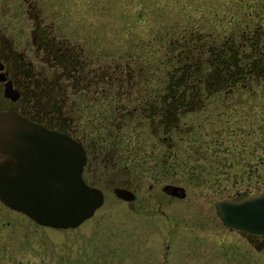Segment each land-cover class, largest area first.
Returning <instances> with one entry per match:
<instances>
[{"label":"rangeland","instance_id":"374dc122","mask_svg":"<svg viewBox=\"0 0 264 264\" xmlns=\"http://www.w3.org/2000/svg\"><path fill=\"white\" fill-rule=\"evenodd\" d=\"M236 5L231 0H0V33L34 58L33 31L38 25L48 28L53 43L81 53L87 61L84 84L97 74L105 84L110 65H121L125 86L133 96L135 91L151 93L146 100L151 105L166 81L168 42L161 29L177 23L180 31L193 30L196 21L209 19L220 34L233 26ZM155 37L158 41L149 44ZM49 63L47 58L38 65ZM144 65L147 74L131 78L130 72ZM92 70L96 73L86 72ZM76 89L71 85L69 93ZM238 96L240 103L231 112ZM75 101L71 95L70 104ZM137 105L130 103L128 109ZM205 105L202 112L181 116L166 134L153 114L142 116L146 108L141 106L133 120L120 127L117 145L99 148L101 157L114 154L121 161L96 163L93 171L138 176L142 201L135 212L109 200L83 225L65 229L40 225L0 200V264H264V242L257 250L223 224L215 207L222 199L264 191V94L217 95ZM86 115L84 120L94 121ZM97 123L84 130L92 139L101 132ZM155 172L157 178L149 175ZM153 183L158 185L151 197ZM166 184L185 187L187 197L166 196ZM99 214L109 216L106 226L92 225Z\"/></svg>","mask_w":264,"mask_h":264},{"label":"flooded vegetation","instance_id":"af4514ba","mask_svg":"<svg viewBox=\"0 0 264 264\" xmlns=\"http://www.w3.org/2000/svg\"><path fill=\"white\" fill-rule=\"evenodd\" d=\"M46 30L40 29V25H38L33 31V42L37 47V53L34 54V58L27 54L26 48L22 50L16 49V43L6 33H0V112L16 107L19 113L30 121L48 129L66 133L80 142L87 156L82 178L86 185L98 188L103 192L104 201L100 207L103 208L106 201L111 200L113 203L124 205L135 212L142 201V196L139 192L140 188H138L141 182L137 181L138 176L126 171H93L92 167H95L96 163L98 167L103 162L111 163L113 161L119 164V161H121L120 157H116L114 154L111 156L106 154V157H101L100 153L102 151L100 152L99 148L102 147V144L106 145L107 143L110 144V142L111 145H117L116 141L119 138L120 127L127 125L131 118L133 120L141 106L146 108L144 109L145 113L142 110V116L146 115V117L150 118V115L153 114L157 127L159 129L164 127L160 112L161 95L155 93L151 105L146 102V100L148 101L151 98V93L135 91L133 96L132 91L124 84L127 80H124L126 75L121 65H117L115 68L110 65L109 73H105L107 74L105 77L107 82L105 84L101 81L103 77H100L101 75L98 76V74H94V78H88L89 82L84 84L82 81L85 76L84 64L87 62L84 63L82 61L81 53L66 49L64 48L65 45L53 43L54 40L49 37L50 35H47ZM47 58L51 60L52 64L43 65L45 68L39 67L38 63L43 62L44 64ZM110 63L114 62L110 61ZM147 68L146 65L138 66V69L130 72L131 75L133 74L131 78L147 74ZM86 72L96 73L95 70ZM108 78L111 79L109 82ZM7 84H10L12 90L18 93L16 99L7 96ZM71 85H77V89L70 94ZM104 85L107 86V89ZM116 86L119 88L118 91H114ZM100 89L102 91H99ZM71 95L76 96L77 101L74 104H70ZM137 101V106L132 110L128 109L130 103H136ZM122 102L127 107L120 105ZM84 113H87L86 116L88 117L89 115L93 116L94 121L96 123L99 122L101 125L98 128L101 130V132H98V138L92 139L88 132L84 131L86 126L90 127L94 122L93 118L84 120ZM179 121L180 119L178 118V124ZM162 130L166 134L171 132L173 128L168 126ZM77 132H82V135L79 137ZM118 145H121V143ZM0 158H2L1 155ZM149 175L157 178L158 172ZM157 185L158 183L150 185L149 192L151 197ZM116 189L132 192L133 196L131 197L133 199L127 200L119 197L115 192ZM165 194L173 199H179L167 193ZM247 195H243L241 198ZM158 206L161 207V204H158ZM90 219H86L81 225ZM108 219V215L101 216L99 214L92 225L103 224L106 226ZM236 231H239L245 239L255 244L257 250L259 249L258 243L264 242L263 235L240 230ZM168 249H170V245ZM165 254V260L169 259L170 253L167 252Z\"/></svg>","mask_w":264,"mask_h":264},{"label":"water","instance_id":"95a60500","mask_svg":"<svg viewBox=\"0 0 264 264\" xmlns=\"http://www.w3.org/2000/svg\"><path fill=\"white\" fill-rule=\"evenodd\" d=\"M7 96L18 93L7 84ZM0 200L40 225L69 228L91 217L103 192L86 185L83 145L66 133L48 129L22 116L16 107L0 112ZM169 195L186 198L182 186L166 184ZM132 200L127 190H115ZM217 215L231 229L264 236V191L239 200L215 203Z\"/></svg>","mask_w":264,"mask_h":264},{"label":"trees","instance_id":"16d2710c","mask_svg":"<svg viewBox=\"0 0 264 264\" xmlns=\"http://www.w3.org/2000/svg\"><path fill=\"white\" fill-rule=\"evenodd\" d=\"M231 2L239 4L234 8L233 26L220 34L215 30L218 27L212 29L215 22L209 19L202 24L196 21L193 30L180 31L177 23L167 26L166 32L161 29L168 42L160 104L164 129L176 127L181 116L202 112L217 95L264 94V0ZM248 10L249 16L238 14ZM156 40L158 37L151 38L149 44ZM81 59L87 62L82 55ZM240 97L230 104L231 112L236 111Z\"/></svg>","mask_w":264,"mask_h":264}]
</instances>
